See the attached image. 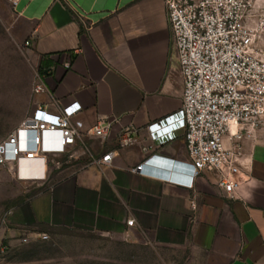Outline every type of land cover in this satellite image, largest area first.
<instances>
[{
    "label": "crops",
    "instance_id": "1",
    "mask_svg": "<svg viewBox=\"0 0 264 264\" xmlns=\"http://www.w3.org/2000/svg\"><path fill=\"white\" fill-rule=\"evenodd\" d=\"M16 11L29 23L35 85L43 86L28 113L77 101L73 123L90 154L32 188L9 211L6 237L18 229L32 238L53 229L88 233L107 242L121 264H264V122L241 141L236 177L245 181L232 197L215 170L200 172L191 186L162 179L188 178L182 137L148 153L137 142L117 147L122 128H135L137 141L146 142L148 124L181 106L164 0H19ZM99 116L112 121L105 140L87 132ZM108 150L110 163L83 166ZM151 154L159 159L145 169L154 175L131 170ZM42 168V158L30 155L19 174L41 175Z\"/></svg>",
    "mask_w": 264,
    "mask_h": 264
},
{
    "label": "built area",
    "instance_id": "2",
    "mask_svg": "<svg viewBox=\"0 0 264 264\" xmlns=\"http://www.w3.org/2000/svg\"><path fill=\"white\" fill-rule=\"evenodd\" d=\"M6 1L16 10L19 0ZM164 2L183 83L181 106L148 124L146 142L137 141L135 128H122L117 147L137 142L148 153L182 137L190 158L188 178L165 174L162 179L191 186L200 172L215 170L222 193L232 197L245 181L236 177L241 141L252 137L264 122V0ZM42 90L40 83L33 87L35 93ZM79 110L77 101L55 110L37 106L0 141V164L12 167L15 180L26 190L42 186L65 164L89 156L90 148L80 141L79 128L73 123ZM111 123L107 116H99L87 132L105 140ZM30 155L42 158V174L21 176L20 160ZM113 156L114 151L108 150L83 166L107 164ZM154 156L131 170L154 175L145 169L149 160L159 159ZM133 223V218L126 220L128 226ZM3 251L0 246V256Z\"/></svg>",
    "mask_w": 264,
    "mask_h": 264
},
{
    "label": "rangeland",
    "instance_id": "3",
    "mask_svg": "<svg viewBox=\"0 0 264 264\" xmlns=\"http://www.w3.org/2000/svg\"><path fill=\"white\" fill-rule=\"evenodd\" d=\"M29 28L0 0V141L27 115L38 78ZM29 192L15 180L11 166L0 164V264H121L107 242L88 233L53 229L42 239L18 229L6 237L9 211ZM10 239L15 240L11 245Z\"/></svg>",
    "mask_w": 264,
    "mask_h": 264
}]
</instances>
